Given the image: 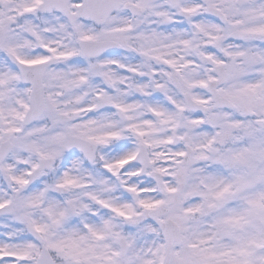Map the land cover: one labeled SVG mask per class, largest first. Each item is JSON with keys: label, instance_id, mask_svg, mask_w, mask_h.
<instances>
[{"label": "snow or ice", "instance_id": "snow-or-ice-1", "mask_svg": "<svg viewBox=\"0 0 264 264\" xmlns=\"http://www.w3.org/2000/svg\"><path fill=\"white\" fill-rule=\"evenodd\" d=\"M0 264H264V0H0Z\"/></svg>", "mask_w": 264, "mask_h": 264}]
</instances>
